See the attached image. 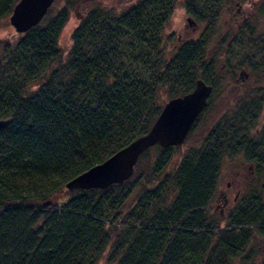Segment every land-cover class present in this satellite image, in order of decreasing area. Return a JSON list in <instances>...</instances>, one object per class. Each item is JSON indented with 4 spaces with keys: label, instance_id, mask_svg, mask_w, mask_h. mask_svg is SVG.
I'll return each instance as SVG.
<instances>
[{
    "label": "trees",
    "instance_id": "16d2710c",
    "mask_svg": "<svg viewBox=\"0 0 264 264\" xmlns=\"http://www.w3.org/2000/svg\"><path fill=\"white\" fill-rule=\"evenodd\" d=\"M17 1L0 0V21ZM61 1L14 41H0V120L8 119L0 130V264H264V253L254 262L247 250L255 234L264 238V180L222 228L207 211L224 158L243 155L264 168L256 98L235 103L174 168L177 148L154 145L151 164L149 147L122 184L64 188L144 135L165 102L191 92L197 79L212 86L207 106L219 81H233L216 73L207 51L222 0L185 1L187 14L206 26L170 53L163 32L179 0L91 9L65 55L58 38L81 0ZM243 26L223 53L238 51L245 33L255 61H263L264 31ZM60 191L67 199L52 201Z\"/></svg>",
    "mask_w": 264,
    "mask_h": 264
},
{
    "label": "rangeland",
    "instance_id": "374dc122",
    "mask_svg": "<svg viewBox=\"0 0 264 264\" xmlns=\"http://www.w3.org/2000/svg\"><path fill=\"white\" fill-rule=\"evenodd\" d=\"M185 1L179 0L177 2L164 27V49L167 53L173 51L182 42L198 39L206 26L204 22H198L194 17L187 14L184 8ZM119 2L120 0H81L78 5L77 3L74 4L58 38V46L63 54L65 55L70 47L71 31L86 12L97 7L118 10ZM53 3L55 5L51 10L52 14L62 8L61 0H55ZM219 6L218 19L213 29V35L215 36L208 44L207 51L209 57H213L216 73L218 75L222 74L228 79L230 77L226 73L229 72L233 81H219L216 88L217 93L213 95L209 105L202 112L186 142L182 146L176 147L177 149H175L174 156L170 159L168 169L174 168L181 159L182 153L186 149L197 145L205 132L237 102L239 104L244 100L255 98L262 101L261 111L256 123L253 125L256 131L262 128L264 121V60L255 61V56L250 53L252 50L254 51L253 44L247 46L245 36L238 40L239 43L237 44L241 47L238 51H228L227 54L223 52L226 50L227 41L237 30V23L240 26L244 23V28L252 29L256 34L264 31V0H222ZM188 17H191L196 24L194 27L187 24L186 19ZM232 19L234 20L233 23ZM18 37L19 34L15 33L9 25L8 18L0 21V41L8 40L12 42ZM245 75L246 78L243 79L242 77ZM155 147L152 146L147 151V158L150 159L148 164H151V160L155 158ZM258 166L256 162L251 163V160L243 155L222 160L217 185L207 207L208 214L220 220L221 228L225 224V219L240 204L242 198L254 191L264 180V168ZM151 182L152 180L147 181L144 178L145 187H149ZM235 189L239 190L237 195L234 193ZM220 192H223L227 198V207H225L222 214L219 213V207H217ZM67 197V193L60 191L54 195L52 201L62 203ZM247 250L252 260L254 259V262L258 261L260 253H264V238L255 234ZM238 260V258L235 259L233 263L237 264ZM99 264H104V260L102 259Z\"/></svg>",
    "mask_w": 264,
    "mask_h": 264
},
{
    "label": "water",
    "instance_id": "95a60500",
    "mask_svg": "<svg viewBox=\"0 0 264 264\" xmlns=\"http://www.w3.org/2000/svg\"><path fill=\"white\" fill-rule=\"evenodd\" d=\"M54 0H18L8 17L11 28L17 34H23L40 23ZM187 24L194 21L188 17ZM212 87L197 79L194 89L182 96L174 97L163 105L158 117L149 130L125 147L121 148L105 161L69 180L66 190H104L111 185H119L134 174L139 156L149 147H179L183 144L191 126L207 106ZM8 119L0 120V130Z\"/></svg>",
    "mask_w": 264,
    "mask_h": 264
},
{
    "label": "flooded vegetation",
    "instance_id": "af4514ba",
    "mask_svg": "<svg viewBox=\"0 0 264 264\" xmlns=\"http://www.w3.org/2000/svg\"><path fill=\"white\" fill-rule=\"evenodd\" d=\"M233 19H234V18H233ZM233 19H232V20H233ZM233 22H234V20L232 21V23H233ZM243 24H244V23H243ZM195 25H196V24L194 23L193 27H194ZM236 26H237V29H240V27H241V26L239 25V23H237ZM192 30H193V29H192ZM242 34H243V36L246 35L245 33H242ZM243 36H242V37H243ZM245 38H246V37H245ZM227 45H228V44H227ZM246 75H247V74H246ZM246 75H245L244 77H242V78H243V79L246 78ZM236 81H237V79H236ZM209 86H210V85H209ZM211 87H212V86H211ZM211 94H212V92H211ZM211 94H210V96H211ZM210 96H209V98H210ZM209 98H208V99H209ZM207 104H208V101H207ZM204 110H205V108H204ZM202 112H203V111H202ZM202 112H201V113H202ZM201 113H200V114H201ZM200 114H199V115H200ZM199 115H198V117L196 118L197 120H198L199 117H200ZM194 123H195V121H194ZM196 123H197V122H196ZM263 125H264V121H263V123H262V126H263ZM188 134H189V132H188ZM188 134H187V135H188ZM185 138H188V136H186ZM183 144H184V143H183ZM183 144H182V145H183ZM182 145H181V146H182ZM179 147H180V146H179ZM239 156H240V155H239ZM251 163H253V162L251 161ZM227 187H228V184H227ZM228 188H229V187H228ZM238 191H239L238 189H235V192H234L235 195H237ZM219 194H220V196H219L220 199H219V205H218L217 207H219V213L222 214V212H223V210L225 209V207H227V198H226V195H225L223 192H222V193L220 192ZM229 208H230V207H229ZM230 209H231V208H230Z\"/></svg>",
    "mask_w": 264,
    "mask_h": 264
},
{
    "label": "bare ground",
    "instance_id": "6f19581e",
    "mask_svg": "<svg viewBox=\"0 0 264 264\" xmlns=\"http://www.w3.org/2000/svg\"><path fill=\"white\" fill-rule=\"evenodd\" d=\"M204 108H207V106H206V107H204ZM204 108H203V110H202V111H204ZM186 139H187V138H185V139H184L183 143H184V142H186ZM235 264H236V263H235ZM237 264H238V263H237Z\"/></svg>",
    "mask_w": 264,
    "mask_h": 264
}]
</instances>
